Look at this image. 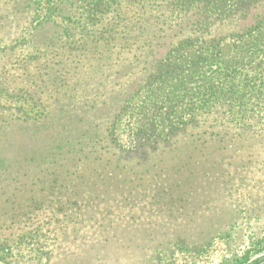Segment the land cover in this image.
<instances>
[{"label":"rangeland","instance_id":"rangeland-1","mask_svg":"<svg viewBox=\"0 0 264 264\" xmlns=\"http://www.w3.org/2000/svg\"><path fill=\"white\" fill-rule=\"evenodd\" d=\"M0 264H264V0H0Z\"/></svg>","mask_w":264,"mask_h":264},{"label":"trees","instance_id":"trees-1","mask_svg":"<svg viewBox=\"0 0 264 264\" xmlns=\"http://www.w3.org/2000/svg\"><path fill=\"white\" fill-rule=\"evenodd\" d=\"M197 248V247H196ZM200 248H197V251L199 250Z\"/></svg>","mask_w":264,"mask_h":264}]
</instances>
